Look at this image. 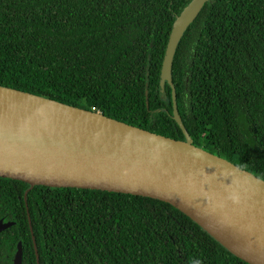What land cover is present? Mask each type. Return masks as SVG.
I'll return each mask as SVG.
<instances>
[{
	"label": "trees",
	"instance_id": "1",
	"mask_svg": "<svg viewBox=\"0 0 264 264\" xmlns=\"http://www.w3.org/2000/svg\"><path fill=\"white\" fill-rule=\"evenodd\" d=\"M191 0H0V85L174 139L160 70ZM176 108L194 145L264 180V0H207L172 58ZM0 178V264H248L150 197ZM28 215L32 227L29 228ZM34 242H33V239ZM7 255V257H6Z\"/></svg>",
	"mask_w": 264,
	"mask_h": 264
},
{
	"label": "water",
	"instance_id": "2",
	"mask_svg": "<svg viewBox=\"0 0 264 264\" xmlns=\"http://www.w3.org/2000/svg\"><path fill=\"white\" fill-rule=\"evenodd\" d=\"M207 0H191L173 22L160 85L171 88L174 139L30 92L0 85V178L103 190L166 202L248 264H264V180L193 144L180 121L172 58ZM30 232L32 227L28 215ZM14 224L0 219V233ZM33 239V237H32ZM34 242V239H33ZM36 262L37 250L34 244ZM11 264H22L17 242Z\"/></svg>",
	"mask_w": 264,
	"mask_h": 264
},
{
	"label": "flooded vegetation",
	"instance_id": "3",
	"mask_svg": "<svg viewBox=\"0 0 264 264\" xmlns=\"http://www.w3.org/2000/svg\"><path fill=\"white\" fill-rule=\"evenodd\" d=\"M1 219V218H0ZM6 257H7V255H6ZM13 258V257H12ZM11 261H12V259H11ZM11 264V263H10Z\"/></svg>",
	"mask_w": 264,
	"mask_h": 264
}]
</instances>
